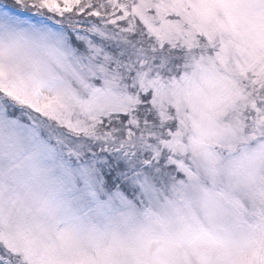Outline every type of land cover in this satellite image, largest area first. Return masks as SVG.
Returning a JSON list of instances; mask_svg holds the SVG:
<instances>
[{
    "label": "snow or ice",
    "instance_id": "snow-or-ice-1",
    "mask_svg": "<svg viewBox=\"0 0 264 264\" xmlns=\"http://www.w3.org/2000/svg\"><path fill=\"white\" fill-rule=\"evenodd\" d=\"M0 264H264V0H0Z\"/></svg>",
    "mask_w": 264,
    "mask_h": 264
}]
</instances>
